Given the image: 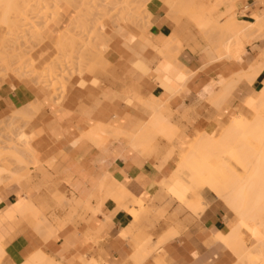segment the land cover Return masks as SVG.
<instances>
[{"label": "crops", "instance_id": "obj_1", "mask_svg": "<svg viewBox=\"0 0 264 264\" xmlns=\"http://www.w3.org/2000/svg\"><path fill=\"white\" fill-rule=\"evenodd\" d=\"M179 1L149 2L151 16L145 31L125 28L110 31L107 34L110 42L103 54L104 69L73 76L62 98L12 78L0 85V123L14 117L19 121L29 118L26 133H39L37 140L29 144L40 160L37 177H24L29 183L23 178L21 183L0 186L5 187L0 190V245L7 249L11 263H26L38 249L57 264L236 262L233 248L223 237L234 229L237 219L230 206L209 188L198 189L201 177L187 163H193L192 149L206 131L228 126L240 116L239 109L247 99L264 87V37L243 43L244 51L239 49L241 57L231 54L232 58L227 56L223 60L222 41H227L228 35L218 29V33L205 37L194 21L207 15L208 6L213 5L211 1L187 0L193 1L190 17H182L178 24L176 17L182 13L172 14L176 16L174 20L170 4ZM228 9L226 6L216 18ZM263 17L264 0H243L237 20L221 24L226 27L233 21L255 23V18ZM255 35L259 34L252 36ZM4 36L5 31L0 28V47ZM175 40L181 43V48L173 44V54L167 46ZM215 46L221 51L219 56ZM46 47L50 45L39 51L48 50ZM170 53L177 54L172 59L174 66L168 65V69L172 67L168 71L172 78L163 69L170 61L167 58ZM176 62L184 67L182 71L187 69L191 73L184 75L188 80L183 86L180 78L183 72L178 66L175 69ZM258 64L260 72L251 84L235 82L237 76L251 68L258 69ZM174 69L180 76L171 73ZM221 78L230 81L227 83H232L231 87L236 85L218 103L215 98L221 91ZM160 105L162 108H157ZM25 107L31 112L27 108L29 113L25 112ZM158 126L163 127L161 135L168 137V144L174 141L177 144L165 149V142L158 144L157 134L145 150L135 149L129 137L157 133ZM101 128L114 131L105 130L108 138L99 133L104 132ZM181 132L197 133V137L190 142ZM212 137L215 139L213 132ZM21 138L26 147L28 142ZM17 143L18 147L23 146ZM17 145L14 144L15 148ZM182 145L190 150L181 161ZM176 149L175 169L171 159ZM198 162L202 163L199 158ZM205 165L216 168L219 162L211 158ZM174 179L184 181L188 188H196L201 194L202 203L197 199L188 201L203 208L199 216L185 211L171 199L167 188H172ZM203 193L212 194L215 199L212 197V202L205 204ZM23 202L42 210L58 229L47 242L33 230V219L17 211L16 207ZM47 212L52 213L50 217Z\"/></svg>", "mask_w": 264, "mask_h": 264}, {"label": "bare ground", "instance_id": "obj_2", "mask_svg": "<svg viewBox=\"0 0 264 264\" xmlns=\"http://www.w3.org/2000/svg\"><path fill=\"white\" fill-rule=\"evenodd\" d=\"M74 1L75 0H66V1L59 0V2H61V3L65 2V4L62 6H59L58 8L55 5L56 3H52V5H54L57 8L56 10H59V12H61L63 10V7H65V6L71 7V5ZM136 1L138 4L137 5L138 7L133 6L134 0H102L101 2L100 1H98V2H100L99 7L102 6V9L105 8V10L104 9L102 10L103 13H101V14H104L105 13L104 11H106L107 13H109V12L112 13L113 11H115L116 14H117V12H120L119 16L122 14L120 16V18H122L121 20H123V18L124 19L127 18L126 20L127 21L129 20V22L133 23V25L135 23H137L138 21L141 22L142 20H146V19H147V21L145 23H148L150 16H151V14L148 10V3L151 2L152 0H136ZM224 1L226 2V0H215L214 4L211 7L214 6L216 8L217 6L224 4L225 3ZM1 2H3V0H0V3ZM89 2H87V3H89ZM93 2L94 1H92V3ZM192 2L193 1H191V3ZM191 3H188L187 0H180L177 4H170L172 7L170 16L172 14L176 15L178 13H182L181 17H180V14H178L179 16L177 15V17L173 16V15L171 16V17H174V20L176 18H178L175 21L177 22V20H178L177 23L179 24L182 17H185L187 15L190 17L189 9L191 7ZM52 5H51V7H52ZM91 7H93V6H91ZM211 7L208 6V13L206 16H198V17L194 18V21H195L197 27H199L200 31H202L205 34V37H209L212 34L211 31L213 32L216 30V32H218L217 31L218 29H220L219 32L222 30L223 34L225 33L226 35H228V37H227L228 40L226 41V39H225L224 43L222 41V44H224L223 47H224L225 51L223 50L222 45L221 44L219 45V46H221L220 47L221 51L223 50L224 52L217 50V47L215 46L216 50L218 51V52L216 51L218 53V56H219V52H221L220 53L221 59L223 58V60H224L225 59L224 57H227V56H229L228 58H232L231 56H233V55H231V54H235V55L240 54L241 55V53H239V52L241 49H243V47H245V44L243 46V43H246L248 39L256 40V39H259V38L261 39L262 37H264V17L263 18H255V23H241V22L239 23L237 21H233L231 24H228L226 27H224L222 24H220V25L223 27H219L220 25L218 22L219 20L216 19V12L213 11L214 7L213 8H211ZM93 8H95V7H93ZM118 8L120 10H117ZM7 9L10 10L9 7L3 8V10H5V11H4V13L2 12L3 15L1 14V16H0V26H3V27L8 29L6 36H5V40H4V42L1 46V49H0V66H2V68H0V70L3 69L2 71H5L7 74L11 73V74L16 75L18 77L20 76L21 78H23V77L26 78L25 76L27 74H30L31 72L35 73L33 65L31 66L32 68L31 67L27 68L28 72H29L28 69H32V71L30 70V73H28V72L25 73L26 67H29V64H32V62L30 60H27L29 58L26 57V55L30 54L32 52L31 49L33 46L30 47V49H26V48H29L28 46H31L32 44L34 45L35 43H32V44L30 43L31 45H29L28 44L29 41L26 40L23 43L24 45H26V48H25L26 50H25V49H23L25 46L22 43L17 42V43L23 45V47H20L22 45H19L16 42H14L17 39L13 40L12 38H10L9 35L13 34L12 31L16 29V25H19V22H17L16 25H15V20H13L14 22H12L10 14H7ZM140 9H143L141 14H140V12L139 13L137 12ZM94 10H96V9H94ZM94 10H92V11H94ZM28 11H30V10H28ZM92 11H89V13H91ZM97 11H98V9H97ZM137 13L140 16H138ZM184 13H186V15ZM23 14L25 15V19H27V17H26L27 13H25L23 11V12H21V16ZM30 14L31 13H29V15ZM142 15L145 17V19L144 18L141 19ZM117 16H118V14H117ZM137 16L140 17L141 20L137 21V18H138ZM112 18H114V17H112ZM93 20H95V19H93ZM93 20H89V18H88V21L92 22ZM117 20L118 19L115 20L114 24H118ZM121 20H119V23ZM17 21H23L22 23L27 24V22H24V19L21 20L19 18V20H17ZM31 21H33V20H31ZM95 23H98L97 19L95 20ZM95 23H91V24L89 23L91 26H88V28H90V30H91V28L93 26L94 29L97 31H103L105 29V26H101L100 23L97 25H93ZM145 23L143 22V25L140 24V26H139L143 31H145V29L147 30V28L144 27ZM114 24H113V26H114ZM147 25H149V24H147ZM37 26H40V25L37 24ZM37 26L35 29H38ZM135 26L137 27L138 25H135ZM19 27L21 28V26H19ZM69 27H70V24L68 25V27H66V29L64 30L62 35L59 37V39L56 43V47L58 46V49L61 52L62 61L64 59H65V61L66 60L68 61L67 57H70L69 60L73 59V58H71V56H72L71 54L73 52L72 49H76L78 47V46H75V48H74L72 46V45H75L76 43H78L79 41L75 39V36H77V35H75V32L72 29L69 30ZM114 28H115V26H114ZM148 28H149V26H148ZM233 28H235V29H233ZM24 29H25V27H24ZM41 31H42V29L41 30L39 29L38 32L36 30L32 33L29 31L31 33L30 38H33V36H35L34 38L37 37V39H39V41H40V39L42 38L41 37V35H42ZM35 32H37V33L35 34ZM72 33H74V34H72ZM254 33H258L259 35H255L253 37L252 35ZM102 34H103V37L101 39V42H102V45L104 44V49L102 47H98V46H102V45H100V44L98 45L99 42L97 40L93 39V40H90L91 42H89V43H93V44H91L93 46L91 48L89 47L91 49V51H90L91 54H89V55L92 57V59L94 61L93 63H90L88 65L85 64V66H86L85 70L89 71V73L104 69L103 66H105L103 64L105 62L103 60V54L105 52V49L107 50V48H108L110 38L107 34L104 35V32ZM79 35H81V34H79ZM205 37H204V40L211 41V39L208 40V38L205 39ZM24 39H26V38H24ZM31 40H34V39H31ZM41 41H42L41 42V44H42L44 42V39H41ZM32 42H34V41H32ZM81 43H83L81 45L85 44L84 42H81ZM175 43L178 45L176 47L181 48V43L179 41L175 40V42L172 41L171 44H169V46H167V50H169V52L172 48V45L173 44L175 45ZM208 43H210V42H207V44ZM15 44L19 45L18 47L22 51L17 49ZM35 45L39 46V44H35ZM76 45H78V44H76ZM91 45H89V46H91ZM82 48H84V47H82ZM237 48H238V50H236ZM15 49H17V50H15ZM78 49H81V48H78ZM174 50L173 51L171 50V52L173 54H175ZM232 50H234V51H232ZM16 51L17 52L20 51L23 54L20 52L17 53ZM25 51H27L29 53H27ZM70 51H71V54H68ZM243 51H244V49H243ZM243 51L241 50V52H243ZM232 52H234V53H232ZM15 53L16 54L20 53L19 55L22 54L21 57L25 56L27 59L25 57H23V58L18 57L17 55H15ZM172 53L169 54L171 56H169L167 54L169 56V57H167V58H169L168 61L169 60L170 61H169V63L166 62L165 67L163 66L164 67L163 69L166 72H168V71H170V69H172V67L170 69H168L169 64L174 66L172 59L177 54L173 56ZM79 54L80 53H78L77 55H79ZM86 55H84V56H86ZM240 55L238 57H241ZM15 56H16V59L14 58ZM24 58H25V60H24ZM228 58H227V60H228ZM79 59H81V58L79 57ZM22 60H24L25 63H27V61H28V64L25 65ZM59 62L60 61H58L57 63L55 62L56 65L55 64L52 65V67L47 71L48 76L51 77L56 72L55 66L59 67L60 66ZM79 62H80V60H79ZM64 64L67 65L68 63L67 62L64 63V61H63V65ZM77 64H78V62H77ZM57 65H59V66H57ZM175 65H176V68L175 67H173V68H175L177 70V68L179 67L180 68V69L178 68L179 71H181V73L183 72L181 74V76L182 75L183 76L180 77V78H182L181 85L183 86V84L188 80L187 76H189L191 73H189L186 68H185L186 70H184L185 71V73H184V71H182L184 67L182 68L181 66H178L177 62L175 63ZM61 66L59 68H62ZM257 67H258V69L251 68V70L248 73H243V74L237 76L236 81L235 80H232V81H235V82L238 81L237 83H239L241 81H246V82L251 84L254 81V79L256 78V75L258 74L260 65ZM175 69H174V72L173 71L171 72L173 75L175 73H177L175 71ZM61 71H63V70L61 69ZM1 72H0V74H2ZM5 72H3V73H5ZM186 72H188L189 74ZM33 73H31V76H30V78L28 77V79H31L34 82V80L32 78H35L36 74H33ZM95 73H97V72H95ZM168 73L165 75L170 76L171 74L169 73V75H168ZM185 74L187 75V76H185L186 78L184 77ZM43 75H44V77H42L43 78L42 81L44 80V78L46 79L45 81H47V78H49V77H46L45 73ZM70 75H72V74H70ZM178 75H176L177 78H179ZM32 76H34V77H32ZM38 76H41V75H38ZM170 77L172 78V76H170ZM173 77H175V76H173ZM177 78L175 80H177ZM163 79H165V78L163 77ZM44 82H42V84ZM50 82H48V83H50ZM227 82H230V81H226L225 79H222L221 83L219 84V85H221V91L217 94V96L215 98V100L218 103L223 102L227 98V96H229L228 93L230 92V90H228V89H230L232 83H227ZM34 84H35V82H34ZM39 84H40V82H37V85H39ZM235 85L236 84H234V86H232V87H235ZM232 89H231V91H232ZM248 102H249L250 106L252 108H254V110L257 113V116L255 117V119L250 120L247 117L242 116V115L236 117L228 126H226L224 133L219 140L213 139V137H212L213 131H209V130L206 131V133L201 137V139L197 143H195V145L192 149V153H191V156H192L191 159L193 160V163L192 164L187 163V166L191 167L193 171L198 172V174L200 175V177H201L200 178V182H201L200 186H202L203 188H205V187L209 188L219 199H221L225 203H227L230 206L231 211L235 215L236 219H238L237 225L234 227V229H232L230 231V233L227 237H223V239L227 243V245L231 249L233 248L232 249L234 251L233 253L236 254L237 260L234 264H264V115H263L264 114L263 113L264 112V110H263L264 109V87L261 89L260 92L256 93V95L252 96L250 101H248ZM214 104H216V103H214ZM35 107H32L33 110L35 109ZM26 108L27 107H25V112L27 111ZM157 108L161 109L162 107L160 105V107H157ZM37 109L39 110L38 106H37ZM28 110H30V112H31L30 108ZM262 110H263V112H262ZM156 111H158V110H156ZM159 111H161V110H159ZM156 113H158V112H156ZM19 115H21V114H17V116H19ZM22 115H24V113H22ZM30 116L32 117V115H30ZM155 122H157V121H155ZM157 124H159V123H157ZM155 128H158V130H159L157 133H156V131H153V133L144 132V133L139 134L138 136L129 137L132 139L134 146H135V149L145 150V148L149 145V142L154 140L156 138V135L160 134L163 130L162 126H158ZM101 129L104 132L106 130V129L104 130V128H101ZM108 131H110V133H112L114 130H108ZM108 131L106 130V132H108ZM97 132H98V130H97ZM104 132L100 131L99 133H103L102 134L103 136H107L108 134L106 132L105 133ZM94 134L97 135L98 133L97 134L94 133ZM104 134H107V135H104ZM5 135H7V134H5ZM38 135H39V133H38ZM38 135L34 134V133H32L30 135L25 134L23 136V138H21V140L23 139L22 140L23 142H28V143H26V144H28L27 145L28 147L27 146L25 147V145H23L24 143H21V141H17L20 143V145H23V146H21L22 148L18 147L19 145H17L18 144L17 142L15 143V145H17V148H15L14 144L12 146L13 148L12 147H11V149L8 148L7 146L11 143L9 141L10 137H7L9 142L8 141L5 142L8 144L0 145V186L9 185L12 182L21 183V180L24 177L30 176V173H29V166L30 165L31 166L32 165H34V166L40 165V160H39V157H38L36 150L33 148V146L30 147V145H29L34 140H37L38 137H36V136H38ZM91 135H92V137L94 136L93 134H91ZM91 135H89V136L91 137ZM98 135H99V137L102 136L100 134H98ZM112 135L113 134H111L110 137ZM114 135L118 136V132L115 131ZM119 135H121V134H119ZM107 137L109 138V136H107ZM114 137L115 136H113V138ZM1 138H3V134H0V139ZM99 140H102V139H99ZM4 141H5L4 138L1 139L0 144H3ZM11 141H12V139H11ZM3 146H5V147H3ZM23 147H25V148H23ZM4 150H7V151L9 150V152H3ZM5 157H7L6 159H8V160H6ZM8 157H10V158H8ZM198 158L201 160L202 163L198 162ZM211 158H215L216 160H218V162H219L218 167L211 168V167H207L205 165L206 161L211 159ZM49 162H50V160H49ZM233 163H235L236 165L241 166L243 168V170L245 171V174L243 176L239 174L237 168L233 165ZM30 178H29V181L31 180ZM25 179H27V183H29L28 178H24L23 180H25ZM200 201L202 203L203 199L200 198ZM188 206H189V210L191 209V211L194 212L195 214H198V212L202 211V209H203L201 206H196V205L191 204V203H188ZM16 209L19 213L22 214V216L24 215L28 218L30 217L33 219V230H35L36 232L41 234V236L44 238V240L46 242H47V240L52 238L57 233L58 229L54 228L51 225L46 214L42 210H38L35 207V205H32L30 202H27V203L23 202L20 205H18L16 207ZM23 219H24V217H23ZM245 225H251L255 229V231L263 237V241L259 245H256L254 247H247L243 243V241L241 240L240 232H241L242 227ZM4 257H7V249H4L0 245V260ZM25 264H57V263L50 260L40 249H38L37 251H35L30 256V258L26 261Z\"/></svg>", "mask_w": 264, "mask_h": 264}, {"label": "rangeland", "instance_id": "obj_3", "mask_svg": "<svg viewBox=\"0 0 264 264\" xmlns=\"http://www.w3.org/2000/svg\"><path fill=\"white\" fill-rule=\"evenodd\" d=\"M54 1L53 0H3V2L0 3V8H1L0 9V16H1L2 12L4 13V11H5V10H3V8L9 7L10 10L7 9V14H10L12 22H14L13 20H15V25L17 22H19V25H16V29L12 31L13 34L9 35L10 38H12L13 40L19 39L18 41L17 40L14 41L16 43L19 42V43L23 44L27 40V41H29V43H28L29 45H31L32 43L39 44V46H37L35 44H34L35 45L34 46L32 44L31 46H28L29 48H26V45L23 44L25 46L23 49H25V48L30 49V47L33 46L31 49L32 52L30 54L26 55V57H28L29 59H27L25 56H23V57H25L27 60H30L32 62V64H29V67H26L25 73L28 72L27 68H30L32 65L34 66L35 73H33V72H31V73L36 74L35 78H32L34 80L35 84L31 79H28V77L30 78V76H31L30 70L32 71V69H28L29 70L28 73H30V74H27V75L25 74L26 76L25 75L24 76L26 78H24V77L21 78L20 76L18 77L16 75L11 74V73L7 74L5 71H2L3 69H1L0 72L2 71L1 73L3 75L0 74V85L3 84L7 79L12 78V79L20 81L22 83H26L28 85H34L36 87L42 88L47 92H51L54 96H58V97L62 98L66 94L67 85H68V82L70 81V79L77 74H82V73L86 72L87 70H85V67H86L85 64L88 65V64L94 62L92 57L89 55V54H91L90 48L93 46V45H91L93 43H89V42H91L90 40H93V39L97 40L99 42L98 45L99 44L102 45V42H101V39L103 37L102 33L104 32V35H106V34L110 33V31H113V30L118 29V28L130 29V30H134V31L140 33V31H142V29L139 27L140 24L143 25V22L145 23L147 21V19L142 20L141 22L138 21V20H141L143 18L145 19V17L143 15H142L141 19H140V17H138V16H140V15H138V13L140 12V14H141L143 9H140L139 11H137L138 12L137 13V15H138L137 16L138 17L137 23L138 24L135 23L134 25H133V23H130L129 20L127 21L126 20L127 18H125V19L123 18V20H121L122 18H120V16L122 14L119 16L120 12H117L118 16L115 13V11H113L114 13L112 12L114 15L109 11H108L109 13L104 11L105 13L101 14V13H103L102 10L103 9L105 10V8L102 9V6L99 7L100 2L102 0H75L72 3L71 7L65 6V7H63V10L61 12H59V10H56V9L59 6L64 5L65 2L61 3V2H59V0H54ZM61 1H66V0H61ZM92 1H94V2L92 3ZM98 1H100V2H98ZM210 1H211V4H214V2H215V0H210ZM242 1L243 0H226L225 4L219 5L216 8L214 6H213L214 8L211 7L214 9L213 11L216 12L217 16L219 15V12L222 11L226 6L229 7V9L224 14H222L221 16L216 18L217 20H219L218 22L219 23L220 22L227 23L228 21L237 20L239 5ZM87 2H89V3H87ZM52 3H56L55 5L57 8L54 5H52ZM51 5H52V7H51ZM137 5H138L137 1L134 0L133 6L138 7ZM91 6H93L95 8H93ZM94 9H96V10H94ZM97 9H98V11H97ZM28 10H30V11H28ZM92 10H94L95 12ZM117 10H120V9L118 8ZM23 11L25 13H27L26 14L27 19H25L24 14H23L24 16L23 15L21 16V12H23ZM89 11H92V12L89 13ZM29 13H31V14L29 15ZM111 16L114 18H112ZM19 18L21 20L24 19V22H27V24L22 23L23 21H17V20H19ZM88 18H89V20H93V19L96 20L97 19L98 23H95V20H93L92 22L88 21ZM116 19H118L117 20L118 24H114ZM31 20H33V21H31ZM119 20H121L120 23H119ZM89 23L90 24L95 23L93 25H97L100 23L101 26H105V29L103 31H97L92 26V28L90 30V28H88V26H91ZM37 24H39L40 26H37ZM69 24H70L69 30L72 29L75 32V35H77V36H75V39L78 40L79 42L77 41L78 43H76L78 45H76V44L72 45L74 48H75V46H78L76 49H72L73 50L72 54H71V51L68 53V54L72 55V56L71 55L70 56L73 59L69 60L70 57H67L68 61L70 63L67 60L65 61V59H64L63 60L64 63L67 62L68 64L63 65V61L61 59V52L59 51L58 46L56 47V43H57L59 37L62 35V33L64 32L66 27H68ZM113 24H114L115 28H114ZM146 24L147 23H145L144 27H146ZM135 25H138V26L136 27ZM19 26H21V28ZM36 26L38 27V29H35ZM191 26L195 29L194 25H191ZM24 27H25V29H24ZM0 28L4 29L5 36H6L8 29L3 27V26H0ZM39 29L40 30L42 29V31H41L42 32V35H41L42 38L41 39H44V42L42 44H41V42H42L41 39L39 41V39H37V37L34 38L35 36H33V35H32L33 38H30L31 33L36 31V30L38 32ZM37 32H35V34ZM211 33H216V30L213 32L211 31ZM72 34H74V33H72ZM79 34H81V35H79ZM5 36H4V40H5ZM24 38H26V39H24ZM31 39H34V40H31ZM32 41H34V42H32ZM81 42H84L85 44L81 45V44H83ZM19 43H17V44H19ZM17 44H15V46L17 47V49L20 50V48L18 46L22 45V44H19V45H17ZM47 44L50 45V47H46V49H48V50L39 51V49L45 48V45H47ZM23 45L20 47H23ZM89 45H91V46H89ZM82 47H84L85 49ZM98 47H102L104 49V44L102 46H98ZM78 48H81V49H78ZM0 49H1V47H0ZM17 49H15V50H17ZM20 51H22V50H20ZM20 51H18V52H20ZM25 52H27V51H25ZM20 53H22V52H20ZM27 53H29V52H27ZM78 53H80V54L77 55ZM19 54L15 53V55H17L18 57H21L23 53L21 55H19ZM84 55H86V56H84ZM78 56L81 59H79ZM23 57H21V58H23ZM14 58L16 59V56ZM25 58H24V60H25ZM24 60H22L24 62V64L25 65L28 64V61H27V63H25ZM79 60H80V62H79ZM58 61H60L59 65L60 66L62 65L61 66L62 68H59L60 67L59 65H57L59 67L55 66L56 72L51 77L48 76L47 71L52 67V65L55 64V62L57 63ZM77 62H78V64H77ZM0 68H2V66H0ZM61 69L63 71H61ZM3 72H5V73H3ZM44 73L46 74L45 75L46 77L50 78V79L47 78L48 82H50L52 80L50 83L45 81L46 80L45 78L42 81V79H43L42 77H44V75H43ZM70 74H72V75H70ZM38 75H41V76H38ZM32 77H34V76H32ZM37 82H40V84L37 85ZM42 82H44L43 83L44 85L42 84ZM251 96H250L249 100L246 101L245 105H243L239 109V113H240V115L246 116L250 120H254L255 117L257 116V113L254 110V108H252L250 106V104L248 102V101H250ZM263 110H262V112H263ZM26 119L23 118L22 121H19V119L17 117H14V118H11V120L8 122L0 123V132H1L0 134H3V138L5 140L3 145L8 144V143H5L8 141L7 137H10L9 141L11 143L9 145L13 146V144H15L17 141H20L22 134L27 135L25 128L29 122V118H26ZM23 120L24 121L26 120V124ZM225 126L226 125L219 126L217 129H215V127H213L214 128V131H213L214 138L216 140H219L222 137L224 130H225ZM5 134H7V135H5ZM181 134L184 136H187L188 140L190 142H192L197 137V133L181 132ZM3 138H1V139H3ZM166 138L168 139V137H166ZM166 138L163 137V135H161V133H160V135L158 134V136H157L158 144L165 142V144H166L165 149H169L171 146H175L177 144L176 141L172 142L171 144H168V141L166 140ZM11 139H12V141H11ZM9 145L8 146L6 145V146L10 147ZM189 150H190V148L185 147L184 145H182L180 147L179 153L181 154V161H182L183 157L185 156V154ZM4 152H9V150L8 151L6 150ZM6 158L7 157H5V159ZM8 158H10V157H8ZM6 160H8V159H6ZM171 160L173 161V168L176 169L177 168V161H178L177 149H176V154H174V157ZM233 165L237 168L240 175L243 176L245 174V171L243 170V168L241 166H238L235 163H233ZM39 171H40V166H36V165L35 166L30 165L29 166V173L33 179H35L37 177ZM2 188H5V187L4 186L0 187V190ZM198 189H203V187L200 186V187H198ZM167 191H168L171 199L173 201H176L182 209H184L185 211H187V212H189L195 216H199L198 214H195L194 212L190 211L191 209L189 210V206H188V201H192L194 199L200 200L201 194L196 192L197 191L196 188H188L184 181L174 179L172 188L171 189L167 188ZM203 194L205 195V197H204L205 198V204L207 202H212V200H213L212 197L214 198V196L212 194H209V193H203ZM217 202L221 203L220 201H217ZM57 203L60 204L61 202L57 201ZM221 204H223V203H221ZM51 214L52 213L47 212L48 217H50ZM27 224H28V222H27ZM240 236H241V240L243 241V243L247 247H254L256 245H259L263 241V237L260 234H258L251 225L243 226L241 229V232H240ZM0 264H13V263H11L9 258L4 257L0 260Z\"/></svg>", "mask_w": 264, "mask_h": 264}]
</instances>
